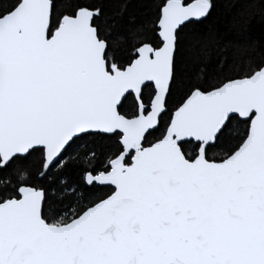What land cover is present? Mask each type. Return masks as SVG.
Returning <instances> with one entry per match:
<instances>
[{
    "label": "snow or ice",
    "instance_id": "6c2138e0",
    "mask_svg": "<svg viewBox=\"0 0 264 264\" xmlns=\"http://www.w3.org/2000/svg\"><path fill=\"white\" fill-rule=\"evenodd\" d=\"M0 264H264V0H0Z\"/></svg>",
    "mask_w": 264,
    "mask_h": 264
},
{
    "label": "trees",
    "instance_id": "16d2710c",
    "mask_svg": "<svg viewBox=\"0 0 264 264\" xmlns=\"http://www.w3.org/2000/svg\"><path fill=\"white\" fill-rule=\"evenodd\" d=\"M188 2H193V0H188ZM113 12H115V11H118L119 10V8H118V6H113V8L111 9ZM260 31H261V29L259 28V26H257L256 27V29H255V32H256V34L257 35H259L260 34Z\"/></svg>",
    "mask_w": 264,
    "mask_h": 264
}]
</instances>
